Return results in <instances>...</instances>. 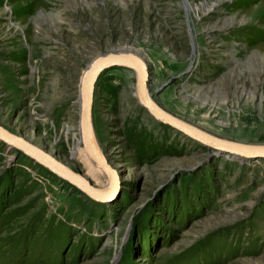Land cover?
I'll list each match as a JSON object with an SVG mask.
<instances>
[{"label": "rangeland", "instance_id": "1", "mask_svg": "<svg viewBox=\"0 0 264 264\" xmlns=\"http://www.w3.org/2000/svg\"><path fill=\"white\" fill-rule=\"evenodd\" d=\"M127 47L165 111L264 144V0H0V124L85 176L81 75ZM135 79L110 66L94 88V130L119 176L111 202L0 141V264H264V158L154 120Z\"/></svg>", "mask_w": 264, "mask_h": 264}, {"label": "water", "instance_id": "2", "mask_svg": "<svg viewBox=\"0 0 264 264\" xmlns=\"http://www.w3.org/2000/svg\"><path fill=\"white\" fill-rule=\"evenodd\" d=\"M121 65L133 70L136 73L135 92L137 94L138 103L148 111V114L156 121L172 127L193 140L207 146L215 147L221 152H229L246 158L263 157L264 144H248L232 141L211 134H207L203 130L193 126L176 116L168 113L161 108L152 98V92L148 86V68L145 61L140 56L131 53H111L106 56H99L94 59L91 66L82 74L79 86V122L78 130L80 132V140L87 151L88 157L92 158L94 164L103 169L108 175V187L103 193H96L97 188L88 182V180L67 165L52 157L49 153L42 149L36 148L27 140L13 134L7 128L0 124V141L9 147L20 148L28 157L32 158L48 171L65 180L69 184L78 188L81 192L91 198L106 199L109 193L112 196V187L118 183V171L111 166L107 157L103 153L99 141L96 137L94 125L92 121L93 97L92 93L95 88L96 78L98 74L109 66ZM31 158V159H32ZM119 185V184H118ZM94 194H99L96 197ZM102 197V198H101Z\"/></svg>", "mask_w": 264, "mask_h": 264}, {"label": "bare ground", "instance_id": "3", "mask_svg": "<svg viewBox=\"0 0 264 264\" xmlns=\"http://www.w3.org/2000/svg\"><path fill=\"white\" fill-rule=\"evenodd\" d=\"M190 39H191V45H192V48L194 49V45H193V41H192V39H193V37H192V34L190 33ZM115 52H117V53H124V52H126V53H131V54H134V55H137V56H140L141 55V53L140 52H135L134 50H132L131 48L129 49V47H127V48H121V49H114V50H112L111 52H108V53H106V54H103V55H99V56H106V55H109V54H111V53H115ZM99 56H97V57H99ZM97 57H95V58H97ZM141 57V56H140ZM94 58V59H95ZM142 58V57H141ZM94 59L91 61V63L88 65V67L87 68H89L90 66H91V64H92V62L94 61ZM114 66H117V67H124V66H121V65H114ZM110 67V66H109ZM86 68V69H87ZM108 68V67H107ZM124 68H127L126 66L124 67ZM85 69V70H86ZM84 70V71H85ZM127 70H129V68H127ZM131 70V69H130ZM103 71V70H102ZM102 71L98 74V76H97V78H96V81H97V79H98V77H99V75L102 73ZM131 71H133V70H131ZM134 72V71H133ZM84 73V72H83ZM82 73V74H83ZM134 74H135V77H136V73L134 72ZM81 77H82V75H81ZM81 80V79H80ZM79 86H80V83H79ZM78 93H79V89H78ZM137 96V94H136V92H135V97ZM92 97L94 98V91H93V93H92ZM136 99H137V97H136ZM79 101H80V99H79V95H78V122H79ZM138 101V100H137ZM144 110H145V108L144 107H142ZM146 111V110H145ZM147 113H148V111H146ZM159 122V121H158ZM159 123H161V122H159ZM161 124H163V123H161ZM163 125H165V124H163ZM167 127H170V126H168V125H166ZM194 126V125H193ZM171 129H173L172 127H170ZM175 130V129H174ZM177 131V130H176ZM177 132H179V131H177ZM205 132V131H204ZM180 133V132H179ZM207 133V132H206ZM207 134H209V133H207ZM78 135H79V145L82 147V149L83 150H81V152H80V156H79V163L81 164V166L83 167L82 169H83V171H84V177L88 180V182L90 183V184H92L93 186H95L96 188L97 187H99V188H97V191L98 192H96V193H103V191H105V189L108 187V175H107V173L103 170V169H101L99 166H97V165H95L94 164V161L92 160V158H90V157H88V154H87V151L85 150V148L83 147V145H82V143H81V140H80V132H79V130H78ZM184 135V134H183ZM18 136V135H17ZM186 136V135H185ZM20 137V136H19ZM188 137V136H187ZM21 138H23V137H21ZM188 138H190V137H188ZM24 139V138H23ZM190 139H192V138H190ZM26 140V139H25ZM193 140V139H192ZM28 141V140H27ZM195 141V140H194ZM28 142H30V141H28ZM195 142H197V141H195ZM31 143V142H30ZM199 143V142H198ZM243 143V142H242ZM32 144V143H31ZM199 144H201V143H199ZM34 145V144H33ZM203 145V144H202ZM36 146V145H35ZM203 146H205V147H208V149H212L214 152H216V153H220V151L218 150V149H216L215 147H211V146H207V145H203ZM8 148H12V147H8ZM14 148V147H13ZM36 148H38V149H40L38 146H36ZM14 149H16V148H14ZM16 150H21L20 148H17ZM41 150V149H40ZM223 154H225L226 156H232L233 158H237V159H242V158H246V157H243V156H238V155H235V154H231V153H227V152H222ZM53 157V156H52ZM30 158V157H29ZM31 158H32V156H31ZM34 158V157H33ZM32 158V159H33ZM34 160V159H33ZM35 161V160H34ZM36 162V161H35ZM37 163V162H36ZM70 168V167H69ZM52 173V172H51ZM53 174V173H52ZM55 175V174H54ZM83 176V175H82ZM60 178V177H59ZM118 181H119V178H118ZM119 189V186H118V183H116V184H114L113 185V187H112V196L111 197H109L110 196V194L111 193H109L108 195H106V199L105 200H102V199H97V198H91V197H89L88 195H86V194H84L83 192V194L84 195H86V196H88L92 201H95V202H99V203H108V202H111L115 197H116V195H117V193H118V190ZM94 196H96V197H98V196H100L99 194H94ZM102 198V197H101Z\"/></svg>", "mask_w": 264, "mask_h": 264}, {"label": "flooded vegetation", "instance_id": "4", "mask_svg": "<svg viewBox=\"0 0 264 264\" xmlns=\"http://www.w3.org/2000/svg\"><path fill=\"white\" fill-rule=\"evenodd\" d=\"M167 127V126H166Z\"/></svg>", "mask_w": 264, "mask_h": 264}]
</instances>
